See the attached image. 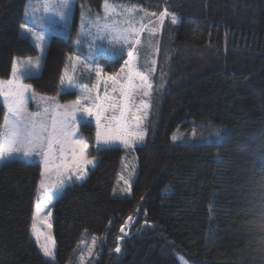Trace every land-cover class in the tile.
Returning <instances> with one entry per match:
<instances>
[{
    "label": "trees",
    "instance_id": "16d2710c",
    "mask_svg": "<svg viewBox=\"0 0 264 264\" xmlns=\"http://www.w3.org/2000/svg\"><path fill=\"white\" fill-rule=\"evenodd\" d=\"M27 1L0 0V79L17 57L38 55L21 33ZM102 2L75 0L70 35L50 36L42 70L25 83L60 93L68 56L88 55L87 41L79 51L74 45L81 6L95 13ZM118 2L176 16L177 25L166 17L155 37L154 87L161 76L165 86L154 93L148 135L135 148L130 197L116 196L125 149H94V127L80 125L98 160L54 201L55 264H80L77 253L84 257L93 237L92 264H182L179 256L190 264H264V0ZM125 59L100 61L116 72ZM40 172L38 161L0 168V264H45L30 230ZM122 226L127 236L116 253Z\"/></svg>",
    "mask_w": 264,
    "mask_h": 264
},
{
    "label": "snow or ice",
    "instance_id": "6c2138e0",
    "mask_svg": "<svg viewBox=\"0 0 264 264\" xmlns=\"http://www.w3.org/2000/svg\"><path fill=\"white\" fill-rule=\"evenodd\" d=\"M30 7L33 11H26V15L41 30L37 31L27 22L21 25V29L35 40L41 56L16 58L10 77L0 79V107L4 109L0 115V167L34 160L39 162L38 202L34 205L30 230L45 264H55L56 243L49 222L52 200L56 193H62L72 183L85 180L88 166L95 162V157L89 158V143L80 132V125L94 127L97 150L118 147L134 150L144 144L154 107V93L165 86L161 76L160 83L154 87L155 57L160 52L159 40L155 37L166 17H170L172 25H177L178 20L167 7L157 13L136 4L103 0L101 11L94 13L81 6L80 31L74 45L79 48L86 40L88 55L77 52L68 56L60 93L50 96L37 92L24 81L35 78L34 73L41 67L47 44L46 15L52 13L58 17L63 31L70 35L74 3L73 0H42L43 14L38 18L34 6ZM97 40L108 42L110 48L105 51L113 53L105 57L109 61L127 56L119 71L106 72L103 66L96 64L100 58L95 55ZM117 48L119 55L115 54ZM72 92L78 94L76 99L61 102V94ZM195 136L196 130L193 129L192 137ZM215 137L221 138L219 130ZM171 139L184 142L183 137L176 134ZM213 146L221 147L222 144ZM120 179L126 186L122 191L130 192L129 180L123 176ZM131 220L132 216H129L126 225ZM38 224L41 227L38 228ZM120 232L124 235L117 237L116 253L121 252L119 241L127 236L125 226ZM96 246L97 238L93 237L87 257L93 256ZM77 255L80 264H92L90 259Z\"/></svg>",
    "mask_w": 264,
    "mask_h": 264
},
{
    "label": "rangeland",
    "instance_id": "374dc122",
    "mask_svg": "<svg viewBox=\"0 0 264 264\" xmlns=\"http://www.w3.org/2000/svg\"><path fill=\"white\" fill-rule=\"evenodd\" d=\"M42 0H29L27 1V4H26V10H25V22L24 24L27 22L28 25L30 27H35L37 31H40L41 29L38 27L37 24H34L33 23V20L32 18L28 17L26 15V11H33V8L30 7V6H34V9H35V14H36V17L38 18L40 15L43 14V9L40 8V4H41ZM73 3H74V6H75V0H73ZM166 19V18H165ZM72 23V21H71ZM71 26V24H70ZM45 39L47 41V44L45 46V52L41 58V67L38 71H36L34 73V75H37L41 70H42V67H43V64H44V59H45V56H46V49H47V46H48V42H49V39H50V36L52 35H55V34H60V35H66L68 36L69 34L64 32L63 29H62V26L61 24L59 23V20H58V17H56L54 14L52 13H49L46 15V18H45ZM21 33L23 36L25 37H28L32 42L33 44L36 45V42L35 40L30 36V34H27V33H24L21 29ZM146 35V34H145ZM77 38V36H76ZM75 38V40H76ZM86 42V40L84 41ZM83 42V43H84ZM37 47V46H36ZM110 46L108 44V42L106 40H97L96 41V48H95V52H96V56L100 57L99 59L96 60V64L99 65V66H103L104 65L101 63V59L102 58H105L107 55H110V54H113L111 52H108V51H105L107 49H109ZM38 49V55L37 56H41V53H40V50L39 48L37 47ZM81 49V46L78 48V51ZM115 54L119 55L120 54V50L119 48L116 49V52ZM37 56H34L33 58L37 57ZM19 58V57H17ZM28 58V57H26ZM22 68V66H21ZM119 71V70H118ZM67 83V81L65 82ZM52 96V95H50ZM30 108H32V106L30 105ZM34 110V109H32ZM80 132H81V129H80ZM82 133V132H81ZM83 134V133H82ZM83 137L88 141L89 143V148H88V155H89V158H93L95 157L94 155L90 154V149H91V143L90 141L84 136L83 134ZM209 138V137H208ZM210 139V138H209ZM207 142H211V141H207ZM93 147L94 149H97L96 146H95V143L93 142ZM123 148V147H122ZM125 149V148H124ZM126 151V154L123 158V166H122V171H121V174H120V177H119V180H118V183L116 185V196H119V197H130L131 196V191L130 192H126V191H122L123 189L126 188V186L124 185L123 183V180H121V176H123L125 179H128L130 184H131V189H132V185H133V182L134 180L136 179L137 177V174H138V158H137V155H136V152H135V149L134 150H128V149H125ZM98 158L95 157V162H94V165L96 164ZM35 161V160H34ZM94 165H89L88 168L90 169L91 167H93ZM1 168V167H0ZM61 193H56L54 195V198L52 200V206H51V212H52V216L50 218V223L52 224V236H53V204H54V201L55 199L60 195ZM38 202V196H37V200H36V203ZM41 227L39 224H38V228ZM46 231V229H44ZM54 237V236H53ZM35 239V238H34ZM97 242H98V238H97ZM56 243V242H55ZM91 247V244L90 246ZM180 259H181V262L182 264H190L185 258H183L182 256H179ZM84 258L86 260L89 259V257H87V253L86 255L84 256ZM55 260H56V251H55Z\"/></svg>",
    "mask_w": 264,
    "mask_h": 264
},
{
    "label": "water",
    "instance_id": "95a60500",
    "mask_svg": "<svg viewBox=\"0 0 264 264\" xmlns=\"http://www.w3.org/2000/svg\"><path fill=\"white\" fill-rule=\"evenodd\" d=\"M128 222H131V221H128Z\"/></svg>",
    "mask_w": 264,
    "mask_h": 264
}]
</instances>
